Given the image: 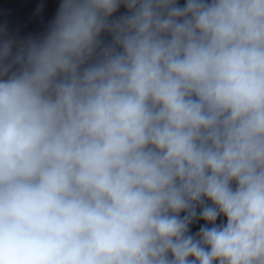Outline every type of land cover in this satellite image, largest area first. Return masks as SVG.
Segmentation results:
<instances>
[{
	"label": "clouds",
	"instance_id": "1",
	"mask_svg": "<svg viewBox=\"0 0 264 264\" xmlns=\"http://www.w3.org/2000/svg\"><path fill=\"white\" fill-rule=\"evenodd\" d=\"M0 264H264V0H0Z\"/></svg>",
	"mask_w": 264,
	"mask_h": 264
}]
</instances>
